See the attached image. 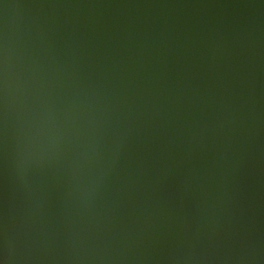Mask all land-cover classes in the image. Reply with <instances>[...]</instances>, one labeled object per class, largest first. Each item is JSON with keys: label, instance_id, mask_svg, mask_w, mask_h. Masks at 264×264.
Instances as JSON below:
<instances>
[{"label": "water", "instance_id": "95a60500", "mask_svg": "<svg viewBox=\"0 0 264 264\" xmlns=\"http://www.w3.org/2000/svg\"><path fill=\"white\" fill-rule=\"evenodd\" d=\"M0 264H264V0H0Z\"/></svg>", "mask_w": 264, "mask_h": 264}]
</instances>
